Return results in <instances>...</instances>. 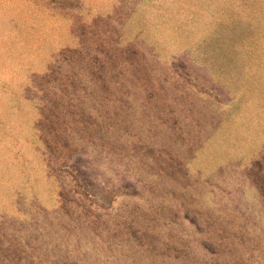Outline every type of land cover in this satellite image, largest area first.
<instances>
[{"label":"rangeland","instance_id":"rangeland-1","mask_svg":"<svg viewBox=\"0 0 264 264\" xmlns=\"http://www.w3.org/2000/svg\"><path fill=\"white\" fill-rule=\"evenodd\" d=\"M0 264H264V0H0Z\"/></svg>","mask_w":264,"mask_h":264}]
</instances>
